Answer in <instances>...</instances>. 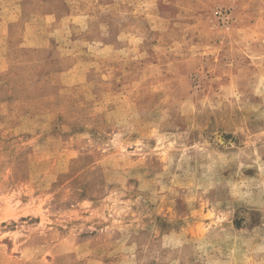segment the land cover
<instances>
[{
	"label": "rangeland",
	"instance_id": "374dc122",
	"mask_svg": "<svg viewBox=\"0 0 264 264\" xmlns=\"http://www.w3.org/2000/svg\"><path fill=\"white\" fill-rule=\"evenodd\" d=\"M0 264H264V0H0Z\"/></svg>",
	"mask_w": 264,
	"mask_h": 264
}]
</instances>
